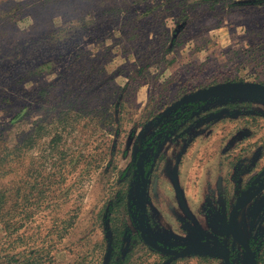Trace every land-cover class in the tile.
<instances>
[{
  "label": "rangeland",
  "instance_id": "rangeland-1",
  "mask_svg": "<svg viewBox=\"0 0 264 264\" xmlns=\"http://www.w3.org/2000/svg\"><path fill=\"white\" fill-rule=\"evenodd\" d=\"M145 6H118L109 13L96 9L65 25L52 14L40 34L31 29L29 19L0 28V124L13 145L39 120L44 122L48 134L27 151L24 168L30 170V184L32 178L37 180L38 191L40 184L47 191L44 196H49L39 209L32 207L36 215L20 231L4 233L0 227V264H28L26 252L47 255L41 264H93L82 252L90 247L85 239L104 236L109 204L128 187V199L137 205L140 186L131 165L143 146L147 160H156L160 152L167 156L156 163L158 180L150 181L147 236L169 245L215 237L213 229L209 234L199 224L200 185L193 187L184 177L206 167L215 169L213 147L204 152L199 140L190 151L173 150L171 141L177 143L171 139L173 129L153 131L146 126L164 109L198 91L235 82L264 84V0H172L160 8L154 5L149 16ZM167 7L171 10L162 12ZM67 36L71 37L64 42ZM80 59L77 69H67ZM85 61L91 72L83 80L104 70L98 95L91 102L83 100L90 89L85 92L82 81H74L72 94L56 104L62 107L52 109L42 100V90L60 75L68 77V83L79 78L75 72ZM235 102L243 101L220 98L215 105ZM244 102L264 105V99ZM60 111L66 112L59 115ZM110 115L115 118L111 125L106 121ZM197 115L195 111L193 117ZM193 117L184 119L189 122ZM57 135L55 145L51 139ZM260 163L256 161L252 170ZM38 165L39 175L34 172ZM15 176L19 178L18 173ZM173 177L185 179V186L173 182ZM27 190L36 194L32 185ZM184 222L189 225L187 236L178 234ZM55 236H70L63 245L77 255L60 251L63 245L54 244ZM259 264H264V254Z\"/></svg>",
  "mask_w": 264,
  "mask_h": 264
},
{
  "label": "flooded vegetation",
  "instance_id": "flooded-vegetation-1",
  "mask_svg": "<svg viewBox=\"0 0 264 264\" xmlns=\"http://www.w3.org/2000/svg\"><path fill=\"white\" fill-rule=\"evenodd\" d=\"M220 98L195 100L176 105L182 100L180 99L164 109L146 126V128L151 127L153 131L173 129L171 139L177 142L173 144L174 142L171 141V145H175L173 150L178 148L184 152L190 151L192 146L200 141H203L200 146L205 150L207 146L213 147V154L217 155L215 169L206 167L197 174L191 176L186 174L184 177L193 187L200 185L198 187H201L203 198L201 203H198L200 205L198 209L201 210L199 224L209 234L213 229L215 233L211 236L215 237H203L186 244L169 245L153 236H147L146 224L150 210L147 198L150 181L158 180L159 164L156 167V163L164 162L167 156H161L163 152H160L156 160L153 157L147 160L148 154H142V149L145 147L143 146L135 155L131 165L132 174L137 175L140 186L137 205L135 206V203L128 199L130 193L128 187L124 191L120 190L114 203L109 204V208L114 210L115 206L119 205L123 217L117 216V221L114 219L113 225L108 219L104 220V234L109 232L112 236L108 264L112 262L128 264L130 257H133L131 261L137 264H211L214 260L219 261V264H225L223 258L213 255H179L187 247L194 245L222 249L228 257L229 264H252V260L254 264H259V257L264 254V162L262 163L264 105L256 107L245 102L216 106L215 102ZM200 101L201 105H192ZM171 107L173 108L170 109ZM195 111L199 113L197 119L193 117ZM189 114L193 118L188 122L184 118ZM156 148L155 144L154 149ZM258 160H261V166L256 168L254 173L252 166ZM138 161L142 165L143 179L146 183L143 206L140 205L143 182L137 167ZM179 177L176 179L173 177L172 181L179 180L178 183L185 186V179L181 180ZM170 182L171 180H166L167 185H170ZM171 190L173 193L174 189ZM181 191L186 192L184 188ZM255 192L257 193L253 196ZM250 197L252 198L245 202ZM141 216H143L145 238L161 248L160 250L149 247L143 241L140 231ZM181 223L179 226L182 227L178 228V234L187 236L189 231L186 229H189V225L187 222H184L185 226ZM202 235L207 236L205 233ZM114 253L115 258H113Z\"/></svg>",
  "mask_w": 264,
  "mask_h": 264
},
{
  "label": "trees",
  "instance_id": "trees-1",
  "mask_svg": "<svg viewBox=\"0 0 264 264\" xmlns=\"http://www.w3.org/2000/svg\"><path fill=\"white\" fill-rule=\"evenodd\" d=\"M171 1L172 0H132L125 5L124 0H121L119 2L118 0H28L25 4L13 2L10 0H0V28L5 27L10 23H19L21 21L29 19L32 23L30 26L31 29L34 31H38L36 34H40L39 31L42 30H39V28L42 25H46L44 23L46 22L45 20H47V16H50L52 14L58 16L62 20V24L65 25L78 21L81 16H88L87 12L94 11L96 9H100L101 11H103L102 13H109V10L111 8L113 9L118 6H121L122 9L135 3H145L147 4V6H145V14L146 16H149V12H152L154 7L160 8L161 5L169 4ZM258 3L259 5L262 4V2ZM150 8L151 10H149ZM170 10L171 8L167 7L165 8V10H162V12H168ZM43 35H46V33H44ZM69 37L71 36H67L64 42H66ZM95 63L96 62H91L92 65H95ZM78 64H82V59H80L78 63H71V67H68L67 69L71 70L72 67H75V69H77ZM95 68H97V65L95 66ZM98 71L99 75L97 73H91L89 74V77L83 80V78L85 77L84 75L91 72L90 68L86 67L85 61L83 64V68L81 67L78 69V71L75 72L76 74H79V78H75L73 81L70 80L68 83V77L64 79L63 75H60L56 80L54 79L50 83H48L42 90V100H44L48 105H51L52 109H56L57 106L62 107V105L56 104L62 103L63 97L64 99H66V95L70 96L72 94V90L70 89V87L74 85V81H82L81 86L86 87L84 89L85 92L90 89V92L87 93L88 95L85 96L83 100L88 98L89 102H91V100H93L95 96L98 95L97 92L103 87L101 84L103 83V81L101 82V80H103V78L105 77L103 76L104 70L98 69ZM107 82L110 81L108 80ZM223 98H234L243 101L239 103H245L244 101L249 100L238 97ZM201 104L202 102L200 101L192 105L198 106ZM116 109H118L117 105ZM64 112L66 111H60L59 115L65 114ZM106 119L107 124L110 123V125L115 120V118H113L111 115ZM47 134L48 133L46 131L44 122L42 120H39L38 124L31 130V132L15 138V144L11 145L9 143V137L6 129L0 124V181L3 180L4 182L6 179L10 178L7 182H0V227L2 231H4V233H15L20 231V229H22V227L29 220H32L31 218L34 215H36L37 209L32 207L37 205L39 209L41 206L40 202H45L49 198V196H44L47 191L44 190L40 184V188L38 191L37 180H33L32 178V184H30V182L27 180V178L30 176V170H25L24 168V159L27 151H29L30 149L32 150L34 146L38 145V142L46 137ZM59 138L60 136L58 135L55 136V138L53 136L51 139V143L56 145V142H58ZM39 167L40 165H38L37 168L35 166L36 170H34V172L38 173V175L39 170L42 169H39ZM16 173L19 174L18 179L15 176ZM14 179L17 180L14 181ZM29 185L33 186L36 194H33V192L31 193L29 190H27V187ZM48 191H50L49 188ZM118 206L119 205L115 206V210H112L113 208L110 207L106 214V217L111 224L114 223V219L115 221H117V216H119V210H121V208ZM113 211L116 213V215H113ZM68 225L70 226L71 224L68 223ZM41 258L42 257L33 254V256L30 255V257L27 258V261L29 262L28 264H38V261H41Z\"/></svg>",
  "mask_w": 264,
  "mask_h": 264
},
{
  "label": "water",
  "instance_id": "water-1",
  "mask_svg": "<svg viewBox=\"0 0 264 264\" xmlns=\"http://www.w3.org/2000/svg\"><path fill=\"white\" fill-rule=\"evenodd\" d=\"M219 97H238V98L258 101L260 99H264V85L254 84V83H243V82L227 83L224 85H218V86H214V87H210V88L198 91L194 93L193 95L182 99L176 105H179L184 102H189V101L207 100L210 98H219ZM173 107H175V105ZM173 107H171L170 109H172ZM137 167L142 176V182H143V190L140 194V205L143 206L144 200H145V194H146V183L143 179V168H142L140 161H138ZM256 193L257 192H255L253 196ZM252 197L246 199L245 202L249 201ZM140 231H141V237L146 245H148L151 248L158 249V250L161 249V248L156 247L155 244H153L151 241L145 238L144 230H143V216L140 217ZM196 254H207V255L218 256V257L223 258V260L225 261V264H229L228 257L225 255L224 251L218 248H209L206 246L194 245L191 247H187L179 255L186 256V255H196ZM108 260H109V253L107 254L105 258V264H107ZM252 264H254L253 260H252Z\"/></svg>",
  "mask_w": 264,
  "mask_h": 264
},
{
  "label": "crops",
  "instance_id": "crops-1",
  "mask_svg": "<svg viewBox=\"0 0 264 264\" xmlns=\"http://www.w3.org/2000/svg\"><path fill=\"white\" fill-rule=\"evenodd\" d=\"M207 150L208 151L210 150V146H207ZM204 151L206 152L205 149H204ZM69 237L70 236H55L54 244H57L58 243L60 245H63V243H65L66 241H68V238ZM111 239H112V236H110V233L109 232H107L106 234H104V236H100V238L93 239V240H92V237L87 236L86 239H85V243H88V245L90 247H88V249H85L82 252L83 253H87V255L89 256V258L94 262L93 264H105V258H106V256H107L108 253L110 254V251L112 249ZM40 242H43V241H40ZM63 248H64V250H63L64 252L67 249L66 252L68 254H70V256L73 257V256L77 255L76 252L74 251V249H72L71 247H66V244H64L62 248L60 246V251ZM55 249L57 250V248H55ZM74 252H75V255H74ZM25 254L27 256V255H31V254H35V253L34 252L33 253L32 252H28L27 253L26 252ZM122 254H124V252ZM35 255L40 256V257H47V255L46 256H43L42 254H35ZM101 258H102V261H101ZM113 258H115V253H114ZM132 258L133 257H130V260H128V264H130L132 262L131 261ZM134 258H136V257H134ZM42 262H43V258H41V261H38V264H41ZM77 264H79V263H77ZM112 264H116V263L112 262ZM131 264H137V262L134 261Z\"/></svg>",
  "mask_w": 264,
  "mask_h": 264
}]
</instances>
